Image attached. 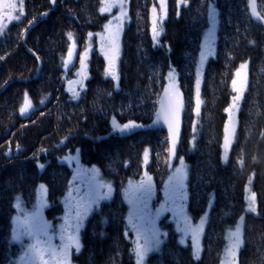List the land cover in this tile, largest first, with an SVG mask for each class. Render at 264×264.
<instances>
[{
  "label": "trees",
  "instance_id": "obj_1",
  "mask_svg": "<svg viewBox=\"0 0 264 264\" xmlns=\"http://www.w3.org/2000/svg\"><path fill=\"white\" fill-rule=\"evenodd\" d=\"M99 1L24 0V19L0 39V264L18 252L10 241L15 198L31 206L44 185L47 202L58 204L71 176L60 161L77 150L81 164L98 169L118 199L92 221L90 264H133L122 234L126 205L119 199L128 181L140 179L146 148L151 156L147 173L158 190L167 178V134L150 126L171 70L183 103L174 163L183 157L188 165V214L195 222L207 219L198 260L170 232L147 264H218L225 230L242 217L238 264H264V0H251L261 22L252 19L250 0H183L187 6L180 8L178 0H166L164 32L157 42L149 16L154 0H131L118 81L104 76V62L95 52L86 89L74 101L65 83L71 76L63 69L67 33L81 46L89 33L100 30L105 18L99 15ZM210 10L217 14L216 57L200 71L196 115V66ZM243 62L249 65L247 90L225 162V109L232 76ZM26 93L34 110L21 116ZM113 119L144 127L119 135ZM248 192L255 194L253 215L245 213Z\"/></svg>",
  "mask_w": 264,
  "mask_h": 264
},
{
  "label": "snow or ice",
  "instance_id": "obj_2",
  "mask_svg": "<svg viewBox=\"0 0 264 264\" xmlns=\"http://www.w3.org/2000/svg\"><path fill=\"white\" fill-rule=\"evenodd\" d=\"M160 2V14L159 17L156 15V8L152 9V35L153 40L156 41L162 32V27L158 24V19L162 21L167 15V5L166 0H159ZM181 0H178V6ZM19 6L16 0H0V32H2L7 25L4 24V19L6 18L9 22L20 20L24 15V0H18ZM104 4L101 7L100 11L106 12L111 11L114 7H119L121 10V15L114 18L117 23L113 26V21L110 20L108 24L105 25V33L108 35L103 37V43L101 44V50L104 51L105 48L110 50L104 51L105 59L108 61V65L105 68L106 75L111 76L114 81H118L119 76L116 72V60L118 59V43L117 37L119 32L122 29L123 18L126 17V10L124 8V0H102ZM19 13V15H14V13ZM209 19L212 21V27L208 29L206 35L204 36V42L201 44V51L199 56V65L197 66V78H196V113L199 114L200 109V69L199 66L203 65L208 57L214 55V32L216 30V16L217 14L213 11H209L208 13ZM101 35V34H98ZM68 39L72 41V44L68 47L67 58L64 60V65H67L71 62V58L75 55V40L73 33H67ZM91 36L89 33V40L85 44L84 51L79 55V64L80 69L77 72L78 76H81L83 79L76 81V83L80 84L81 88H83V80L88 79L87 69H88V61L90 58L91 51ZM246 64H241L240 69H245ZM237 77L240 76V70L238 69L236 74ZM168 79L170 81L169 86L164 88L163 98L160 101V110L157 113V120L155 123H159L161 119L168 127V144L169 147L167 149L169 161L176 154V146L179 138V118L180 112L183 107L181 93L178 90V87L175 83L174 78V70L169 71ZM233 91L237 93L236 96L232 97L233 104L229 105V108L225 109L226 112H229V122L233 121V116L231 110L233 108H239V100L241 99L242 90L236 87L237 80L234 78L232 80ZM73 98H77L79 93L76 91H72ZM25 103L24 106L20 109L21 114H25L27 110L31 107V104L28 100L27 93L25 94ZM226 122L224 127V155L223 160L227 162L228 159V149L231 145L230 139V123ZM195 125V122H194ZM113 131L119 132L122 135H125L134 129H139L144 127L142 124L135 123L129 121L123 125L117 123L115 119L112 121ZM195 132V126L193 128ZM231 133L234 135L235 127L231 128ZM43 151V149L41 150ZM149 158V150L146 148L144 150V164L147 165ZM65 161L71 163L72 161H76L77 173L83 177L85 174L91 175V183L89 191L86 192L82 197L74 198L73 191L70 190L68 193V199L66 201L68 205L67 215L71 217V219L75 222L76 233L79 231V227L82 224L83 219L93 210V205H98L99 201L107 200L111 197L112 194V185L107 182H99L95 179L98 176V170L96 168L82 169L79 165V150H77V154L74 156H67L64 158ZM180 167L175 168V171L172 175L169 176L168 182L165 185L166 188V198L173 205L182 204L186 198V189H185V181L187 179V171L183 157L180 158ZM39 167L43 169L45 165L40 164ZM144 179H141L138 183H133L129 181L128 188L125 190V197L131 206V210L129 212V226L136 231L137 233V244L134 249V253L136 256V264H145V259L147 254L152 251L154 248H158L161 243V235L162 233L156 228L155 225V217L159 216L162 211H166L167 209L161 206V208L157 209L155 216L150 213L148 208V202L153 194V185L152 179L148 176L147 172L144 173ZM42 190L45 189L44 185H40ZM103 189V191H101ZM75 191L78 192V189ZM44 206V201L41 199L39 206L30 214L24 217V220L20 221L18 227L14 229L12 240H19L21 236L27 235L31 239H33L34 243L28 245V253L31 257V264H52V260H45L44 254H47L50 258H54L57 264H70L69 261V249L71 247H75L76 251L79 252L81 248L80 239L78 234H73L69 232L67 237L64 235L61 236V240L66 242L62 245V247L57 250L54 246L48 242L47 247H42L41 245L44 243L40 240L41 236H47L49 225L43 220L40 214V208ZM19 207V205H17ZM75 212L73 216L72 213ZM247 211L256 212L255 207V194L252 195L249 200V206ZM181 215L183 212L181 210ZM185 234L191 231L194 255L196 258H199V235L202 231L200 226L192 228L189 224L187 217H185V228L183 229ZM231 236L234 239V244L232 248L229 250V254L235 256V250L239 249L242 245L241 240V228L237 225L234 232L231 233ZM143 238L144 243L141 245L139 243V238ZM15 264V262H14Z\"/></svg>",
  "mask_w": 264,
  "mask_h": 264
},
{
  "label": "rangeland",
  "instance_id": "obj_3",
  "mask_svg": "<svg viewBox=\"0 0 264 264\" xmlns=\"http://www.w3.org/2000/svg\"><path fill=\"white\" fill-rule=\"evenodd\" d=\"M18 6H19V3H18V0H16ZM131 0H124V8L126 10V17L123 18V22H122V29L121 31L119 32L118 34V37H117V43H118V48H119V53H118V59L116 60V72L118 73V76H119V66H120V63L121 61L120 58H121V55H122V48H121V43H122V37L124 35V33L126 32L128 26L130 25V23L132 22V17H131ZM177 4H178V1H177ZM254 4L253 1L250 0V5H249V12L250 11V6ZM166 5H167V9H168V4H167V1H166ZM104 4L102 3V0L99 1V5H98V12H99V15L102 17V18H105L104 20V23L101 25V28L100 30H98L97 32H95L94 34H92L91 36V51H90V58H89V61H88V69H87V76H88V79L86 80H83V88H81L80 84L76 83V81L78 80H82L83 78L81 76H78L77 75V72L79 71L80 69V64H79V55L81 52L84 51V48H85V44L88 42L89 40V35L86 37V39L84 40V44L79 46L77 44V42L75 41V48H76V52L78 53V56L74 59H73V65H71L70 68L71 71H70V76H72V81L71 80H68L66 81V85L68 86L69 83H73V88L72 90L70 91V99L74 100V101H77L80 99V97L82 96L81 93H83L86 89V81L89 80L90 78V73L89 72V66H90V60H91V57L92 55L94 54V52L97 53V55L101 58V60L104 62V70L103 72H105V68L107 67L108 65V61H106L105 59V55H104V51H109V54L110 53V50L105 48L104 51L101 50V44L103 43V37H106L108 34L105 33V25L108 24V22L110 20L113 21V26L117 23L116 20H114L115 17L117 16H120L121 15V10L119 7H114L111 9V11H106V12H101L100 9L101 7H103ZM181 6H187V3L183 0H181V2L179 3V6L178 8H180ZM156 8V15L157 17H159V14H160V2L159 0H154V3L152 4L151 8H150V11H149V16H150V27L152 29V16H153V13H152V9L153 8ZM24 8H25V3H24ZM25 10H24V15L22 16V18L20 20H15V21H11L9 22L6 18L4 19V24L7 25V27L2 31L0 32V39L3 38L7 32H8V29L14 25V24H18V22H21L23 19H24V16H25ZM14 15H19V13H14ZM167 17V15H166ZM166 17L160 21L158 19V24L160 25V27H162V32L160 34V36L157 38L156 42L159 41V39L161 38V36L163 35V32H164V21L166 19ZM208 27L204 30L203 32V39H202V43L204 42V36L206 35L207 31L209 28L212 27V21H208ZM216 30H217V24H216ZM216 30L214 32V55L213 56H210L208 57V59L205 61L208 62L212 59H214L216 56H215V53H216V40H217V35H216ZM98 34H101V35H98ZM75 40V39H74ZM69 41V46L72 44V41ZM68 46V47H69ZM67 52H68V49H67ZM200 56V55H199ZM67 58V55L65 56V58L63 59V69L65 68L66 70V67L64 65V60ZM204 63V64H205ZM204 64L203 65H200L199 66V69L200 71L203 70L204 68ZM241 64H246V68L245 69H240V65ZM199 65V61L197 63V66ZM196 66V68H197ZM238 67L236 68L234 74H233V79L235 78L237 80V85L236 87L238 89H241L242 90V95H241V99L239 100V104L240 102L242 101V96L244 95V93L246 92L247 90V84H248V69H249V65L248 63H240L237 65ZM240 70V76H236V72L237 70ZM104 76L107 78V77H111L109 75H106V73H104ZM174 78H175V74H174ZM65 79V77H64ZM232 79V80H233ZM166 80H167V84L169 86V79H168V74L166 76ZM117 82V81H115ZM231 91H232V97L233 96H236L237 93L233 91V85H232V82H231ZM76 91L79 93V96L77 98H73V95H72V91ZM162 95V94H161ZM160 95V96H161ZM28 96V95H27ZM25 98V95L23 96ZM232 97L230 98L231 99V103L229 105H232L233 104V100H232ZM28 100L31 104V107L27 110V112L25 114H21V116H28L30 113L33 112L34 110V107H33V103L30 99V97H28ZM159 100V99H158ZM24 103H25V100H23L22 102V106L21 108L24 106ZM159 104V103H158ZM229 108V106L227 107ZM226 108V109H227ZM237 111L238 109H235L233 108L231 110L232 112V116H233V121L232 122H229V112H226V122H229L230 123V139H231V145L228 149V155H229V150L230 148L232 147L233 145V141H234V138H235V135H236V131L234 133V135L231 133V128L234 126L235 127V130H236V126H237V120H236V114H237ZM156 115V114H155ZM197 115V113H196ZM155 117V116H154ZM154 119V118H153ZM153 121V120H152ZM195 125H193L192 129L194 128ZM223 141H224V138H223ZM167 143H168V139H167ZM177 147V146H176ZM222 157L224 155V148L222 146ZM77 152H75L74 154H67V156H74L76 155ZM65 156V157H67ZM63 157L61 159V163L64 164L67 168L70 169V171H72V179L74 181V177L75 175H77V167H76V161H72L71 163L67 162L64 160ZM142 167H143V173L141 174V177L140 179L138 180H133L132 182L133 183H138L141 179H144V173L147 172V166L150 164V160H151V156H150V153H149V158H148V163L147 165L144 164V152H143V155H142ZM174 158L175 156L171 159L170 164H169V173L167 175V178L165 180V182L162 184L161 186V189L158 190L154 184V181L152 179V185H153V194H152V197L151 199L149 200L148 202V208L150 210V213L155 216V213L157 211V209L161 208V206H163L164 208H166L167 210L166 211H162L160 213L159 216H156L155 217V225H156V228L159 230L160 233H162L161 235V240H162V243L161 245L158 247V248H154L152 251H150L147 256H146V259H145V264H147V258H149L150 256L152 255H155V254H158L159 250L161 249V247L163 246V244H166L167 243V239H168V236H169V233L170 232H173V234H175L176 236V241H178V244L184 248H187L189 247L191 252L193 253V257L195 260H198L200 258V255H201V248H202V240H201V237L202 235L204 234V227H205V223H206V217H201L200 218V221L198 222H195L194 219H192L190 217V215L188 214V209H187V204H188V194H187V187H186V184H187V181H188V165L187 163H185V166H186V171H187V179L185 181V189H186V198L185 200L183 201L182 204H177V205H173L171 202H169L166 198V195H165V192H166V188H165V185L166 183L168 182V179H169V176L172 175V173L175 171V168L177 167H180V162L178 159L176 161V163H174ZM185 162V161H184ZM79 165H80V168L82 169H86L84 168V166H82L80 160H79ZM92 169V168H90ZM88 169V170H90ZM148 174V173H147ZM79 175V174H78ZM86 177H83V178H88L90 177V173L89 174H85ZM149 176V174H148ZM97 180H99L100 182H104V180L100 179V175H99V172H98V176L95 177ZM75 182V181H74ZM106 182V181H105ZM128 185H129V181L126 183L125 187H124V191H123V197L127 203V205H129L126 197H125V190L128 188ZM36 197L34 199V202L31 206H27L25 205V203L18 197V198H15V201L13 202V208H14V217L12 219V223H11V234H10V238H11V245L16 247V249L18 250V252L16 253V255L12 258V259H9V261L7 262V264H31V257H30V254L27 253L26 251H28V245L34 243L33 239H31L30 237H28L27 235H23L20 237L19 240H16V241H13L12 240V235H13V231L15 228L18 227V224L20 221L24 220V217L30 213H32L40 204V201L41 199H43L44 201V206L40 208V210H45L48 208V205L49 203L47 202V195L48 193L46 192V190H42L40 187L38 188L37 192H36ZM246 198H245V201H246V208H245V213L246 214H255L253 212H249L247 211L248 209V206H249V200L251 199L252 195L248 192L246 194ZM109 199H107L108 201ZM17 205H19V207H17ZM210 205V204H209ZM255 207L257 209V205H256V202H255ZM95 211V209H93ZM131 210V206H129L128 208V211L130 212ZM181 210L183 212V215H181ZM205 216V215H204ZM185 217H187V220L189 222V224L191 225L192 228H195L197 226H200L202 228V231L199 235V247H200V252H199V258L197 259L196 256L194 255V248H193V241H192V234H191V231H189L187 234H185V232L183 231V229L185 228ZM243 221H244V217L240 218L234 225H232V227H229L225 230L224 232V236H223V239H224V245H223V252L219 258V263L218 264H238V254L240 252V248L235 250V256H232L229 254V250L232 248L233 244H234V239L233 237L231 236V233L235 231L237 225L240 226L241 228V240L243 241V238H242V233H243ZM126 226H127V230H126V233H131L132 236H131V241L133 243V249H135L136 247V244H137V240H138V237H137V233L135 230H133L130 226H129V213H128V216L126 217ZM139 243L142 245L144 243V240L143 238H139ZM27 253V255H26ZM136 264V258H135V263Z\"/></svg>",
  "mask_w": 264,
  "mask_h": 264
},
{
  "label": "flooded vegetation",
  "instance_id": "obj_4",
  "mask_svg": "<svg viewBox=\"0 0 264 264\" xmlns=\"http://www.w3.org/2000/svg\"><path fill=\"white\" fill-rule=\"evenodd\" d=\"M77 56H78V53L75 52L74 57L76 58ZM71 69L72 68H69L67 70L68 73H70ZM66 80H67V78H66ZM69 80L72 81V76H71V79H69ZM131 132H129L127 134H130ZM115 133L120 135L119 132H115ZM149 153H150V151H149ZM79 160L81 162L80 157H79ZM84 168H86V167L84 166ZM90 168H95V167L92 166V167H89L86 169H90ZM98 172H99V170H98ZM99 175H100V172H99ZM83 177H86V175H84ZM83 177H81L78 174L75 175V177H74L75 182H74L72 179L73 177H72V171H71V176L69 178V187H68L67 191L65 192V194L59 199L58 204H49L47 209H45V210L41 209L40 210V214H41L43 220L49 225L47 236H41L40 237V240L42 242H44L41 245L42 247H47L48 242H50L52 246H54L57 250H59L62 247V245L66 242V240H64V241L61 240L62 235L67 237L69 232H72L73 234L79 235L81 248H80L79 252L76 251L74 246L69 249L70 264H90V256H89L90 245L89 244L93 240L92 239L93 236L90 235L89 230L92 227V221L95 218V216L97 214H99V212H101L102 210L103 211L111 210V208L108 206L112 205L113 202H118V199L115 198L116 197V190L112 185L113 190H112V194H111V197L109 198V200L108 201L107 200H101V201H99L98 205H93V209H95V211L92 210L83 219L82 224L79 227V231H78V233H76L75 222L71 219L70 216L67 215L68 205H67L66 201L68 199V193L70 190L73 191V197L74 198L82 197L86 192L89 191L90 183H91V176L88 178H83ZM100 179H102L101 175H100ZM97 181H99V180H97ZM104 182H105V180H104ZM76 189H78V192L75 191ZM101 191H103V189ZM119 200L124 201V203L126 205V210H125L126 214L124 216V222L126 224L127 223L126 217L128 216V213H129L128 208L130 205H127L123 195H122V198H120ZM72 215L73 216L75 215L74 211H73ZM126 228H127V226L125 225V228L122 231V234H123L125 242L129 245V254L131 257V261L134 264L136 256H135L134 249H133V243L130 239L132 234L128 233V232L126 233V230H127ZM26 252L28 253V251H26ZM27 253H26V255H27ZM44 259L45 260L51 259L52 264H57L56 260L54 258H50L47 254H44ZM148 259L149 258H147L146 261H148Z\"/></svg>",
  "mask_w": 264,
  "mask_h": 264
},
{
  "label": "water",
  "instance_id": "obj_5",
  "mask_svg": "<svg viewBox=\"0 0 264 264\" xmlns=\"http://www.w3.org/2000/svg\"><path fill=\"white\" fill-rule=\"evenodd\" d=\"M250 11H251V16H252V19L255 21H259V22H261V20H260V18H259V16H258V13H257V11H256V9H255V6H254V4H252L251 6H250ZM73 59H74V56L71 58V62L67 65V67H66V70H68L70 67H71V65H73ZM73 83H69L68 84V87H67V91L68 92H70L71 90H72V88H73ZM163 94H164V92L162 93V95L159 97V100H158V102H159V104H158V106H157V109H156V115H155V117H154V119H153V121H152V123H151V128H155V129H164L165 130V132H166V134H167V139H168V127H167V125L163 122V119H161L160 121H159V123H155L154 124V121H156L157 120V113L159 112V110H160V101H161V99L163 98ZM182 110H183V107H182V109H181V112H180V118H179V138H180V136H181V129H182V115H183V112H182ZM179 138H178V140H179ZM169 145V144H168Z\"/></svg>",
  "mask_w": 264,
  "mask_h": 264
}]
</instances>
